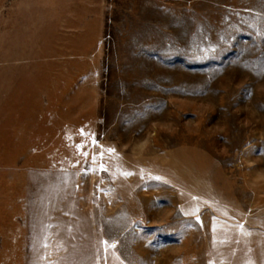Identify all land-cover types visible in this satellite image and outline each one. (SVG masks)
<instances>
[{
    "label": "rangeland",
    "instance_id": "374dc122",
    "mask_svg": "<svg viewBox=\"0 0 264 264\" xmlns=\"http://www.w3.org/2000/svg\"><path fill=\"white\" fill-rule=\"evenodd\" d=\"M0 264H264V0H0Z\"/></svg>",
    "mask_w": 264,
    "mask_h": 264
},
{
    "label": "snow or ice",
    "instance_id": "6c2138e0",
    "mask_svg": "<svg viewBox=\"0 0 264 264\" xmlns=\"http://www.w3.org/2000/svg\"><path fill=\"white\" fill-rule=\"evenodd\" d=\"M109 152H113V149H108ZM101 170H105L103 169V165H101ZM123 175L127 176L130 175V173H122ZM156 179H160V177H156ZM105 244H107V241L104 242ZM112 247H114V245H111Z\"/></svg>",
    "mask_w": 264,
    "mask_h": 264
}]
</instances>
